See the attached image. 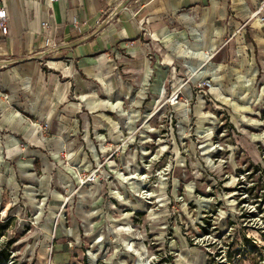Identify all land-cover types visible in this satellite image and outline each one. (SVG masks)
Returning a JSON list of instances; mask_svg holds the SVG:
<instances>
[{
	"label": "rangeland",
	"instance_id": "1",
	"mask_svg": "<svg viewBox=\"0 0 264 264\" xmlns=\"http://www.w3.org/2000/svg\"><path fill=\"white\" fill-rule=\"evenodd\" d=\"M257 11L227 6L206 55L179 26L145 72L117 74L102 115L22 114L44 146L14 138L27 152L0 162V264H264Z\"/></svg>",
	"mask_w": 264,
	"mask_h": 264
},
{
	"label": "crops",
	"instance_id": "2",
	"mask_svg": "<svg viewBox=\"0 0 264 264\" xmlns=\"http://www.w3.org/2000/svg\"><path fill=\"white\" fill-rule=\"evenodd\" d=\"M258 2L58 0L51 7L45 0H5L9 33L0 35V162L27 152L14 138L29 148L44 146L33 127L24 130L19 125L22 114L50 121L61 108L60 113L73 118L81 113L102 115L110 108L104 99H113L117 93L120 97L117 74L145 72L151 67L150 59L158 57L155 52L162 50L163 42L171 47L179 26L185 28L180 37L185 48L206 55L200 42L210 41L214 49V23L225 16L226 7L244 12ZM203 18L209 23L205 36L194 27L202 24ZM44 22H49L50 30L44 29ZM254 30L264 38V23L259 19ZM252 36L261 52L264 40L253 32ZM120 54H126L128 60L119 59ZM133 89L138 86L134 84ZM7 92L9 99L2 95ZM25 169L31 171L32 167Z\"/></svg>",
	"mask_w": 264,
	"mask_h": 264
},
{
	"label": "built area",
	"instance_id": "3",
	"mask_svg": "<svg viewBox=\"0 0 264 264\" xmlns=\"http://www.w3.org/2000/svg\"><path fill=\"white\" fill-rule=\"evenodd\" d=\"M49 5H52L58 0H45ZM125 10L130 12L129 8H124ZM256 17L260 20V22L264 23V0H259L258 2V11L256 13ZM78 24V22H76ZM44 29L50 30L51 25L49 22H44L42 24ZM9 33V16L7 12V8L5 5V0H0V35L6 37Z\"/></svg>",
	"mask_w": 264,
	"mask_h": 264
},
{
	"label": "trees",
	"instance_id": "4",
	"mask_svg": "<svg viewBox=\"0 0 264 264\" xmlns=\"http://www.w3.org/2000/svg\"><path fill=\"white\" fill-rule=\"evenodd\" d=\"M3 256H5V258H8V257H9V255H8V254H4Z\"/></svg>",
	"mask_w": 264,
	"mask_h": 264
},
{
	"label": "bare ground",
	"instance_id": "5",
	"mask_svg": "<svg viewBox=\"0 0 264 264\" xmlns=\"http://www.w3.org/2000/svg\"><path fill=\"white\" fill-rule=\"evenodd\" d=\"M212 11H213V10H212ZM252 16H253V17H256V13H253Z\"/></svg>",
	"mask_w": 264,
	"mask_h": 264
}]
</instances>
